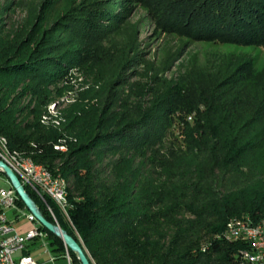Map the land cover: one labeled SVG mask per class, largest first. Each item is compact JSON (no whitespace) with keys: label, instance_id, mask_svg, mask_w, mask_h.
<instances>
[{"label":"trees","instance_id":"1","mask_svg":"<svg viewBox=\"0 0 264 264\" xmlns=\"http://www.w3.org/2000/svg\"><path fill=\"white\" fill-rule=\"evenodd\" d=\"M163 13L169 30L264 45V0H173ZM73 48L57 37H0V134L68 182L60 226L92 264H245L246 244L224 232L230 220L264 222V87L249 94L246 76L206 87L164 76L126 92L118 75L71 104L62 126L41 123L64 92L51 86L81 64ZM61 139L66 152L55 149Z\"/></svg>","mask_w":264,"mask_h":264},{"label":"rangeland","instance_id":"2","mask_svg":"<svg viewBox=\"0 0 264 264\" xmlns=\"http://www.w3.org/2000/svg\"><path fill=\"white\" fill-rule=\"evenodd\" d=\"M172 1L0 0V37H57L66 49L80 48L81 64L71 67L65 82L51 86L64 89L43 112H48L49 124L54 126L65 123L64 111L71 104L88 97L90 90H100L107 79L118 83L120 76L128 82L118 88L126 92L145 84L153 87L155 80L164 76L202 87L246 76L249 94L264 87V45L202 39L169 30L162 24L163 10ZM29 99L24 97L21 104L26 105ZM54 119L60 124H53ZM3 178L0 172V185H5ZM52 204L54 216L50 213L60 225L55 209L67 215ZM20 224L29 225L23 219ZM45 241L36 242L32 251L36 258L45 264H69L71 254L65 244L63 250L56 251L58 245H52V238ZM53 255L57 259L50 262Z\"/></svg>","mask_w":264,"mask_h":264},{"label":"built area","instance_id":"3","mask_svg":"<svg viewBox=\"0 0 264 264\" xmlns=\"http://www.w3.org/2000/svg\"><path fill=\"white\" fill-rule=\"evenodd\" d=\"M0 160H3L17 174L24 187L31 189L48 207L54 216L47 199L55 202L68 216L64 187L59 183V176L54 172H44L27 161L16 163L9 152H5L0 139ZM2 170H0L1 172ZM3 172V171H2ZM5 185H0V264H42L30 251L29 247L38 240L46 244L49 239L48 231L36 216L18 202L20 198L16 189L6 176L2 179ZM23 219L30 226L24 228L20 224ZM224 237L232 241H241L246 247L239 251L242 263L264 264V231L255 229V226H246L245 223H227ZM47 251V250H46ZM68 263L71 258L68 254ZM56 260L53 255L50 262Z\"/></svg>","mask_w":264,"mask_h":264},{"label":"water","instance_id":"4","mask_svg":"<svg viewBox=\"0 0 264 264\" xmlns=\"http://www.w3.org/2000/svg\"><path fill=\"white\" fill-rule=\"evenodd\" d=\"M0 170H2L6 174L24 204L36 216L39 222L50 232L60 237L64 241V244L76 254L77 258L82 264H92L91 258L89 257L84 246L60 225L50 221L49 219H47V217H45L35 199L30 195V193L21 183L17 174L3 160H0Z\"/></svg>","mask_w":264,"mask_h":264},{"label":"bare ground","instance_id":"5","mask_svg":"<svg viewBox=\"0 0 264 264\" xmlns=\"http://www.w3.org/2000/svg\"><path fill=\"white\" fill-rule=\"evenodd\" d=\"M52 108L53 107H51L49 109V112L52 111ZM50 117L51 116L48 114V112L47 113L45 112V115H43V117H42V123H49L50 122V120H49ZM53 122H54L53 124H56V123L58 124L59 120L54 119ZM0 139H1V144L3 146L4 151L5 152H9V156L13 157L14 160L16 161V163H23V161H27L28 163H31L32 165H34L36 167H40V169L44 170V172H51L50 170L46 169L42 165L35 163L31 158L26 157L21 152L11 149L10 146H9V141H8L6 136H3V135L0 134ZM55 149L59 150L61 152L68 151V146H67L66 140L65 139L64 140H62V139L59 140V142L55 145ZM58 176H59V183L62 184L63 187H64V194H65L66 201H68V186H69V184L65 180V178L61 177V175L58 174ZM238 223H245L246 226H255V229H260V230L264 231V222L252 223L250 218H248L247 220L240 221Z\"/></svg>","mask_w":264,"mask_h":264},{"label":"crops","instance_id":"6","mask_svg":"<svg viewBox=\"0 0 264 264\" xmlns=\"http://www.w3.org/2000/svg\"><path fill=\"white\" fill-rule=\"evenodd\" d=\"M22 226V225H21ZM28 226H30V225H28ZM28 226H26V227H28ZM26 227H24V228H26ZM35 244L36 243H34L33 245H31L30 247H29V251L32 253V251H33V249H35L36 248V246H35ZM38 259V258H37ZM56 259H57V257H56ZM39 260V259H38ZM40 262H41V260H39ZM42 264H45V263H43V262H41Z\"/></svg>","mask_w":264,"mask_h":264}]
</instances>
